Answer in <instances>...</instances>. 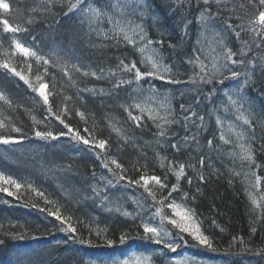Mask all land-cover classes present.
<instances>
[{
  "label": "trees",
  "instance_id": "trees-1",
  "mask_svg": "<svg viewBox=\"0 0 264 264\" xmlns=\"http://www.w3.org/2000/svg\"><path fill=\"white\" fill-rule=\"evenodd\" d=\"M0 4V264H264V0Z\"/></svg>",
  "mask_w": 264,
  "mask_h": 264
},
{
  "label": "rangeland",
  "instance_id": "rangeland-1",
  "mask_svg": "<svg viewBox=\"0 0 264 264\" xmlns=\"http://www.w3.org/2000/svg\"><path fill=\"white\" fill-rule=\"evenodd\" d=\"M0 7H4L2 4H0ZM214 55V51L213 48L212 50H208L205 54H204V58L207 59L210 63L214 60L213 58ZM260 61L256 62V66H259ZM245 102V101H244ZM257 105V101L255 99H251V102L249 104H247L246 102L242 104L243 106V111L246 112V114L252 113L254 108ZM149 257H145V256H141V255H132L131 258L128 260L127 264H149V260L155 256V253L152 252V250L149 253ZM157 254V253H156ZM181 256H184L183 254ZM186 258L180 257H174V256H170L169 260H170V264H202L199 263L198 261L191 259L188 256H184ZM150 258V259H148ZM151 264H153V262L151 261ZM165 264V263H162Z\"/></svg>",
  "mask_w": 264,
  "mask_h": 264
},
{
  "label": "bare ground",
  "instance_id": "bare-ground-1",
  "mask_svg": "<svg viewBox=\"0 0 264 264\" xmlns=\"http://www.w3.org/2000/svg\"><path fill=\"white\" fill-rule=\"evenodd\" d=\"M242 154V151L239 150V154L238 155H241Z\"/></svg>",
  "mask_w": 264,
  "mask_h": 264
}]
</instances>
